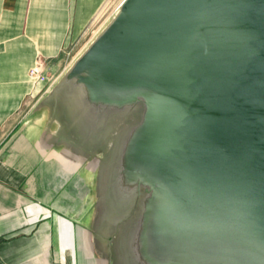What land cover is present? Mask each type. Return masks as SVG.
I'll list each match as a JSON object with an SVG mask.
<instances>
[{"label": "water", "instance_id": "obj_1", "mask_svg": "<svg viewBox=\"0 0 264 264\" xmlns=\"http://www.w3.org/2000/svg\"><path fill=\"white\" fill-rule=\"evenodd\" d=\"M89 63L117 102L109 157L148 188L120 246L264 264V0H124Z\"/></svg>", "mask_w": 264, "mask_h": 264}, {"label": "crops", "instance_id": "obj_2", "mask_svg": "<svg viewBox=\"0 0 264 264\" xmlns=\"http://www.w3.org/2000/svg\"><path fill=\"white\" fill-rule=\"evenodd\" d=\"M106 1L0 0V264H114L149 196L109 157L117 102L86 79L95 64L76 71L75 61L21 115L48 83L33 89L38 57L55 71Z\"/></svg>", "mask_w": 264, "mask_h": 264}, {"label": "rangeland", "instance_id": "obj_3", "mask_svg": "<svg viewBox=\"0 0 264 264\" xmlns=\"http://www.w3.org/2000/svg\"><path fill=\"white\" fill-rule=\"evenodd\" d=\"M124 0H107L101 10L98 12L96 17L93 19L91 25L89 26L88 30L86 31L85 35L76 45L65 49L63 55L59 58V66L55 71L48 70V61H45V80L48 83L45 87L39 89L36 93L30 94L28 96V104H24V107L21 111V115L24 116L29 109L34 106V103L39 100L46 92L50 82L58 77L60 78L61 74L70 68V66L80 57L83 53V50L87 45H89L108 25L112 22L116 17L118 12L121 11V5ZM41 56V55H40ZM43 58V57H42ZM30 76V71H29ZM33 79V78H32ZM50 80V81H49ZM42 81L32 82V86L34 90H37L40 86ZM58 81V80H57ZM124 140L121 142L123 144ZM122 146V145H121ZM140 243L139 246L129 249L127 245H119L116 247L114 252V264H181L182 260V250L179 249L177 252L178 257L177 260L174 259L170 254L167 252H162L161 246L157 245V235L149 241L148 239L143 241L142 235L139 236ZM167 254V255H165ZM126 257H129L128 259ZM131 257V258H130ZM173 260H176L175 262ZM174 262V263H173ZM252 264V263H248Z\"/></svg>", "mask_w": 264, "mask_h": 264}, {"label": "built area", "instance_id": "obj_4", "mask_svg": "<svg viewBox=\"0 0 264 264\" xmlns=\"http://www.w3.org/2000/svg\"><path fill=\"white\" fill-rule=\"evenodd\" d=\"M45 61L42 57H38V59L36 60L35 65L30 69V75L35 79L36 81H40V80H45ZM58 77L54 78L48 88L46 89L47 91L57 82ZM50 81V80H49Z\"/></svg>", "mask_w": 264, "mask_h": 264}, {"label": "bare ground", "instance_id": "obj_5", "mask_svg": "<svg viewBox=\"0 0 264 264\" xmlns=\"http://www.w3.org/2000/svg\"><path fill=\"white\" fill-rule=\"evenodd\" d=\"M34 65H35V64H34ZM30 77L33 78L31 75H30ZM33 80H35V79L33 78ZM40 81H42V80H40Z\"/></svg>", "mask_w": 264, "mask_h": 264}]
</instances>
